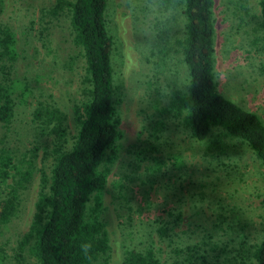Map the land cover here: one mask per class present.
Returning a JSON list of instances; mask_svg holds the SVG:
<instances>
[{
	"label": "rangeland",
	"instance_id": "rangeland-1",
	"mask_svg": "<svg viewBox=\"0 0 264 264\" xmlns=\"http://www.w3.org/2000/svg\"><path fill=\"white\" fill-rule=\"evenodd\" d=\"M54 1L0 0V28L12 31L16 52L12 62L0 59V79L15 80L13 112L7 121L0 120V150L21 168L27 161L33 163L30 179L18 189L14 214L0 223V264H38L26 236L40 190V170L49 173L53 155L50 137L32 119L36 100L53 99L68 114L70 135L74 131L71 104L79 96L82 59L71 43L65 10L50 12ZM213 1L217 87L264 121V30L257 26V0ZM104 15L113 40L111 62L122 132L101 191L110 261L120 264L123 250L148 229L149 220L168 200L181 211L189 238L203 230L209 233L200 238L207 257L217 254L215 260L233 264L240 234L248 242L264 234L262 166L243 146L226 156L207 155L201 142L158 114L156 107L166 102L170 88H184L187 81L175 43L183 30L179 9H166L160 0H106ZM158 118L166 127L154 142L159 147L154 154L164 165L149 173L148 163L136 162L134 153L146 144L152 120ZM10 172L0 178V199L15 184L14 170ZM246 264L256 263L249 258Z\"/></svg>",
	"mask_w": 264,
	"mask_h": 264
},
{
	"label": "trees",
	"instance_id": "trees-1",
	"mask_svg": "<svg viewBox=\"0 0 264 264\" xmlns=\"http://www.w3.org/2000/svg\"><path fill=\"white\" fill-rule=\"evenodd\" d=\"M160 3L166 9H179L183 16L182 35L175 43L187 81L184 88H170L166 102L156 107L158 114L164 113L193 141L201 142L205 154L226 156L243 146L253 152L264 170L262 117L217 87L214 1ZM257 5V26L264 30V0H257ZM105 7L106 0H55L50 8L52 14L61 9L67 13L71 43L78 47L83 72L79 96L71 104V135L68 114L53 99L36 100L31 111L32 119L50 137L49 153L53 155L49 173L40 170V190L26 236L31 239L29 249L38 264H112L109 236L101 217V191L117 157L122 132L118 127L111 62L113 40L106 28ZM15 56L14 35L9 28L1 27L0 59L12 62ZM6 78L0 79V120L4 122L13 112L11 94L15 83ZM152 121L146 144L139 146L134 159L147 162L148 172L156 173L164 160L154 154L159 151L154 142L166 123L163 118ZM32 166L30 160L21 168L5 150H0V178L8 177L11 169L16 175L15 184L0 199V223L14 214L18 189L30 179ZM161 211L149 220L148 229L137 233L123 250L120 264H223L215 260L217 254L212 259L206 255L200 238L209 233L203 230L189 238L183 229L181 211L168 200ZM244 235L240 234L237 241L233 264H246L249 258L264 264V234L257 242H248Z\"/></svg>",
	"mask_w": 264,
	"mask_h": 264
}]
</instances>
